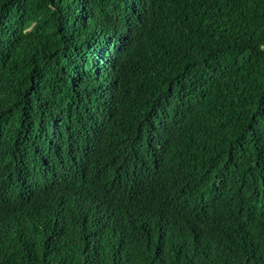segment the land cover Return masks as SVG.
<instances>
[{
	"label": "trees",
	"instance_id": "16d2710c",
	"mask_svg": "<svg viewBox=\"0 0 264 264\" xmlns=\"http://www.w3.org/2000/svg\"><path fill=\"white\" fill-rule=\"evenodd\" d=\"M0 264H264V0H0Z\"/></svg>",
	"mask_w": 264,
	"mask_h": 264
},
{
	"label": "clouds",
	"instance_id": "9594fccd",
	"mask_svg": "<svg viewBox=\"0 0 264 264\" xmlns=\"http://www.w3.org/2000/svg\"><path fill=\"white\" fill-rule=\"evenodd\" d=\"M94 145H95V151L99 153L101 151V148L103 146V143H100L96 140H94ZM160 160L157 157L156 153H154L152 159H151V164H150V173L152 179L155 177V175L160 171Z\"/></svg>",
	"mask_w": 264,
	"mask_h": 264
}]
</instances>
